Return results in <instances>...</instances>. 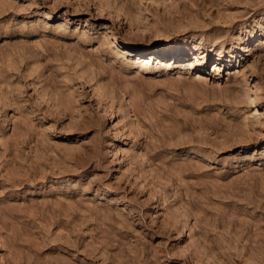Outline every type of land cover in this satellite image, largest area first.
Here are the masks:
<instances>
[{
  "label": "rangeland",
  "instance_id": "rangeland-1",
  "mask_svg": "<svg viewBox=\"0 0 264 264\" xmlns=\"http://www.w3.org/2000/svg\"><path fill=\"white\" fill-rule=\"evenodd\" d=\"M0 264H264V0H0Z\"/></svg>",
  "mask_w": 264,
  "mask_h": 264
},
{
  "label": "bare ground",
  "instance_id": "bare-ground-1",
  "mask_svg": "<svg viewBox=\"0 0 264 264\" xmlns=\"http://www.w3.org/2000/svg\"><path fill=\"white\" fill-rule=\"evenodd\" d=\"M171 33H172L173 35H175V32L171 31Z\"/></svg>",
  "mask_w": 264,
  "mask_h": 264
}]
</instances>
